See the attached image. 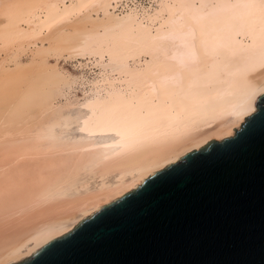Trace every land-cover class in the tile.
Here are the masks:
<instances>
[{
  "label": "bare ground",
  "instance_id": "6f19581e",
  "mask_svg": "<svg viewBox=\"0 0 264 264\" xmlns=\"http://www.w3.org/2000/svg\"><path fill=\"white\" fill-rule=\"evenodd\" d=\"M136 3L0 0V264L25 259L255 112L264 0ZM29 46L31 63L7 65ZM63 55L85 57L97 76L81 99L60 104L61 88L81 84L46 61ZM80 101L83 117L72 111ZM73 125L86 134L67 135Z\"/></svg>",
  "mask_w": 264,
  "mask_h": 264
},
{
  "label": "water",
  "instance_id": "95a60500",
  "mask_svg": "<svg viewBox=\"0 0 264 264\" xmlns=\"http://www.w3.org/2000/svg\"><path fill=\"white\" fill-rule=\"evenodd\" d=\"M254 110L14 264H264V92Z\"/></svg>",
  "mask_w": 264,
  "mask_h": 264
},
{
  "label": "rangeland",
  "instance_id": "374dc122",
  "mask_svg": "<svg viewBox=\"0 0 264 264\" xmlns=\"http://www.w3.org/2000/svg\"><path fill=\"white\" fill-rule=\"evenodd\" d=\"M128 1L129 2L132 1L134 3L137 2L136 4H141V5H144L145 7H147V5L150 2V0H128ZM46 44L47 43H45V47H47ZM39 46H41V45H39ZM24 47H22V50H25L27 46L25 48ZM28 49H27L28 51L26 50L25 52H21L20 55L17 56L16 58L9 59L8 62H7V65H13L14 63L19 62V61H20L19 63L22 62L21 64H29V63H31L33 61V58H34L33 51H32V49L34 50V47L31 48V46H29ZM31 58H32V61H31ZM46 61L49 64L57 65L59 70L61 72L65 73L66 76H68V78H76V79H78V82L81 83V84H79V83L78 84H69V85H66L65 87L61 88L58 91L59 98L57 99V102H59L60 104L64 103L67 100H79V99H81L82 91L84 90V87H86L85 85H83V83H86L87 79L89 80L90 78H93V77L97 76V75H95L96 71H97V68H95V71H94V69L92 67V64H91V61L87 60L85 57H80V56L70 57L68 55H63V56H60V57L49 56L46 59ZM83 103H84L83 101H80V104H82V105L77 106V107H75L72 110L73 112L76 113L77 117H83V114L79 113V111H78V110L85 109V106L83 105ZM74 131L76 132V134L73 133ZM68 133H69L70 137H73V136L76 137V136H79V135H82V134L83 135L86 134L85 132H80L76 125L71 126L69 128L68 132H67V135H68ZM71 133H73V134H71ZM95 133L96 132L92 133V135H93L92 136V140L101 141L102 140V136H100V135H102V134L101 133H96L95 134ZM115 175H116V172L112 173L107 178V180H106L107 185L110 186V185L113 184L112 183V179H113V177ZM94 185L95 184L91 183L88 188H86L84 190H81L80 192L84 193L86 191H89V192L90 191H94L96 189V188H93ZM70 195L73 196L75 194L70 193ZM38 213H39V211H35L33 213H30V214L24 216L23 217V220L25 221L24 224H27V225L30 224L33 221V219L35 218V216L38 215Z\"/></svg>",
  "mask_w": 264,
  "mask_h": 264
}]
</instances>
